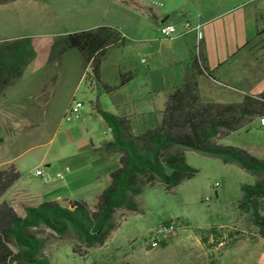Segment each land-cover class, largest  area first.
Returning a JSON list of instances; mask_svg holds the SVG:
<instances>
[{
  "label": "rangeland",
  "instance_id": "rangeland-1",
  "mask_svg": "<svg viewBox=\"0 0 264 264\" xmlns=\"http://www.w3.org/2000/svg\"><path fill=\"white\" fill-rule=\"evenodd\" d=\"M38 1L0 5V42L30 38L37 52L23 80L9 88L6 97H0V139L4 140L0 145V162H12L21 175L18 186L33 195L44 190L46 194L58 181L53 171L56 166L63 169L68 164L73 167L87 162L91 155L79 153L85 143L109 134L103 119L93 111L94 105L98 103L108 112L115 110L113 98L92 78L91 69L77 50L69 51L60 60L48 62L55 38L107 24L123 34L125 43L109 51L101 67L100 80L115 87L120 83L121 74L135 73L119 95L134 102L124 109L133 110L135 106L136 111L137 106L146 107L148 98L155 97L156 112L137 115L132 120L133 132L139 134L158 126L159 111L166 105L169 91L167 82L176 70L169 65V53L177 43L170 42L182 30L180 23H175L173 38H164L161 26L127 7H123L124 12L114 9L115 14L106 21L98 18L88 26L78 20L74 9L68 14L70 19L66 16L61 19L57 0ZM263 1L259 0L258 4ZM188 6L191 9L193 3L189 1ZM260 15L264 17V10ZM193 27L195 29L196 25ZM195 32L194 37L198 34ZM21 98L34 105L45 100V104L32 118L19 119L17 125L5 127L2 124L9 119L3 116L9 114L3 111H8L13 102ZM73 100L83 107L79 119L67 122L66 111ZM221 144L245 149L256 158L264 157V127L260 118L231 133ZM186 158L199 173L173 193L166 192L160 185L146 188L136 199L142 211L119 210L116 214L119 227L104 246L76 249L78 253H75L73 243L43 234L50 264H264V243H258L261 238L258 229L238 207L242 185H254L256 178L235 165H224L192 151H187ZM47 160L54 161L51 170L45 165ZM37 170L44 176H36ZM44 177L50 181L44 183ZM171 223L176 229L173 236L165 239L164 234H160L158 237L160 241L165 240L166 246L151 249L150 236L163 224ZM212 228L220 229L216 236L205 232ZM231 230L241 234L229 238ZM202 235L208 236L210 248L201 243ZM216 240L223 244L217 246Z\"/></svg>",
  "mask_w": 264,
  "mask_h": 264
},
{
  "label": "trees",
  "instance_id": "trees-1",
  "mask_svg": "<svg viewBox=\"0 0 264 264\" xmlns=\"http://www.w3.org/2000/svg\"><path fill=\"white\" fill-rule=\"evenodd\" d=\"M14 1L17 0H0V5ZM118 1L159 23L154 7L144 0ZM263 33L264 30H258L255 38ZM125 40L118 29L108 26L58 36L51 45L49 63L77 50L91 69L92 78L113 98V93L129 84L135 73L121 74L119 85L111 87L101 82V67L109 51L124 45ZM36 56L30 38L0 42V96L21 80ZM200 75L213 78L202 48L200 54L195 50L191 54L182 84L170 91L159 125L143 133L133 132L129 117L112 114L96 103L95 112L112 134V139L104 141L98 151L119 155V167L110 170L109 185L94 205L72 200L64 207L57 201H49L38 207L25 206V216H20L7 202L0 203V264H50L45 233L73 243L75 253H78L76 249L104 246L119 227L116 221L119 210L142 211L136 199L146 188L160 185L173 193L199 173L187 163V151L219 160L224 165H235L256 178L254 185H242L238 207L250 217L264 239V159L220 143L231 133L264 117V92L246 94L238 104L205 103L197 81ZM20 177L14 165L0 170V200ZM219 230L212 228L205 232L216 236ZM233 234L241 233L231 230L229 238ZM200 241L209 248L212 246L207 245L208 236L202 235ZM215 243L223 244L218 240ZM161 245L166 246L164 242Z\"/></svg>",
  "mask_w": 264,
  "mask_h": 264
},
{
  "label": "crops",
  "instance_id": "crops-1",
  "mask_svg": "<svg viewBox=\"0 0 264 264\" xmlns=\"http://www.w3.org/2000/svg\"><path fill=\"white\" fill-rule=\"evenodd\" d=\"M20 1H27L28 3L39 2L17 0L8 4H15ZM144 1L161 8L158 9L152 5L159 17V23L153 22L155 25L160 27L162 25L180 23L182 27L180 34L170 42L177 43V46H174L169 53L171 58L169 65L175 67L176 70L167 82L169 87L167 99L170 91L182 84L187 64L195 50L198 39L201 40L207 65L213 74V78L207 75H200L197 79L203 102L238 104L243 102L246 94L259 95L264 92V33L260 37L255 38L258 30H264V17L260 15L264 10V1L261 5L258 4L259 0ZM189 1L193 3L191 9L188 6ZM57 4L58 14L61 19L65 16L70 19L68 14L71 9H74L75 15L79 17L78 20L87 23L88 26H91L89 24L97 21L98 18H103V21H106L111 17L112 13L113 15L115 14L114 9L120 12H124L125 8L123 7L134 10L118 0L101 2H97V0H57ZM185 24H189L190 27L193 25H196V27L200 26L196 37L192 36L193 33H196L195 30L187 31ZM107 26L111 27L113 25L107 24ZM91 29H95V27H87L85 30ZM249 40H252V42L250 45L245 46ZM33 62L27 67L21 80L12 87L23 80L26 71ZM129 84L113 93L112 105L115 110H109V112L118 116L129 117L132 125V120L135 116H146L156 112V99L155 97L148 98L146 107L140 108L137 106L136 111L134 110L135 106H133V110L124 109V106L134 103L126 97L119 96L121 91ZM5 93L1 96L6 97L4 96ZM13 103L14 105L8 111H3L4 114H9V116H3V119H9V122L2 124L5 127L6 125H17V120L19 119L32 118L33 114H36L41 106L45 104V100H39L37 105L28 103L25 98L18 99ZM164 108L165 105L159 111L158 125ZM93 111H95L94 107ZM107 129L109 134L92 138L90 143H85L80 150L79 153L81 154L91 155L87 162H81L73 167L68 164L63 169H60V166H56L55 170L53 169L55 172L54 176L58 181L53 185L51 184L52 186L46 194L44 190L39 194L33 195L32 192L19 187L17 181L7 190L0 202L5 201L10 204L20 216H25V206L38 207L40 204L49 201H57L64 207L72 200H82L94 205L98 196L110 183V170L119 167V155H109L98 151L104 141L112 139L108 126ZM0 140L1 145L4 140ZM247 152L252 154L250 151ZM259 159L263 160L264 157ZM9 165L14 164L10 161L0 162V170ZM45 165L51 170L54 166V161L47 160ZM86 169L89 170V173H85ZM59 174L61 177H58ZM46 178L48 179L47 182H49L50 178ZM260 241L264 243L263 238H259L258 243Z\"/></svg>",
  "mask_w": 264,
  "mask_h": 264
},
{
  "label": "built area",
  "instance_id": "built-area-1",
  "mask_svg": "<svg viewBox=\"0 0 264 264\" xmlns=\"http://www.w3.org/2000/svg\"><path fill=\"white\" fill-rule=\"evenodd\" d=\"M185 28L187 31L195 30L198 32L200 26H197L195 29H192L189 24H186ZM160 32L164 38L171 39V38H173V36L176 32V27L173 24L162 25L160 27ZM201 48H202L201 40L198 39L197 45L195 47V53L197 55L200 54ZM82 107H83L82 103L76 102V100H73L68 106V109H67L66 115H65V120L67 122H72L76 119H79V115H80V111H81ZM260 124L262 127H264V117L260 118ZM35 175L40 176V177L44 176V174L41 170H37L35 172ZM58 177H61V175L59 174ZM47 181H48V179L46 177H44L43 182L46 183ZM175 230L176 229H175L174 224H172V223L171 224H163V226L161 227V229L157 233L152 234L150 236V240H151L150 248L152 249V248L159 247L162 242H165V240L160 241L158 239L160 234H164L165 239L168 237L170 238L175 233Z\"/></svg>",
  "mask_w": 264,
  "mask_h": 264
}]
</instances>
